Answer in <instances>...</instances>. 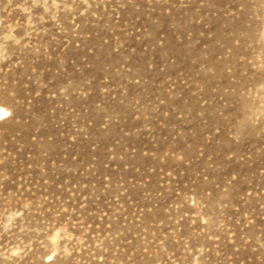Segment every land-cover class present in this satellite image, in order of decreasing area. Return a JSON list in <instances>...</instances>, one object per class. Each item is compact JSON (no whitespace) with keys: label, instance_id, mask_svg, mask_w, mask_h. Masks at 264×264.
I'll return each instance as SVG.
<instances>
[{"label":"rangeland","instance_id":"374dc122","mask_svg":"<svg viewBox=\"0 0 264 264\" xmlns=\"http://www.w3.org/2000/svg\"><path fill=\"white\" fill-rule=\"evenodd\" d=\"M0 264H264V0H0Z\"/></svg>","mask_w":264,"mask_h":264},{"label":"bare ground","instance_id":"6f19581e","mask_svg":"<svg viewBox=\"0 0 264 264\" xmlns=\"http://www.w3.org/2000/svg\"><path fill=\"white\" fill-rule=\"evenodd\" d=\"M8 116H9V112L5 108L0 107V119L7 118Z\"/></svg>","mask_w":264,"mask_h":264},{"label":"snow or ice","instance_id":"6c2138e0","mask_svg":"<svg viewBox=\"0 0 264 264\" xmlns=\"http://www.w3.org/2000/svg\"><path fill=\"white\" fill-rule=\"evenodd\" d=\"M6 115V114H5Z\"/></svg>","mask_w":264,"mask_h":264}]
</instances>
